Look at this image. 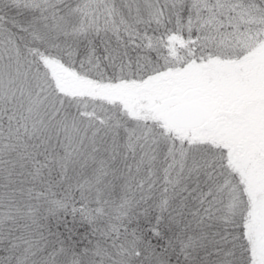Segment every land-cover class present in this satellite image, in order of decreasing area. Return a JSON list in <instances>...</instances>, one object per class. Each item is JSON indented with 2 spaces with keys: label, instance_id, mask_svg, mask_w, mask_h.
Wrapping results in <instances>:
<instances>
[{
  "label": "snow or ice",
  "instance_id": "1",
  "mask_svg": "<svg viewBox=\"0 0 264 264\" xmlns=\"http://www.w3.org/2000/svg\"><path fill=\"white\" fill-rule=\"evenodd\" d=\"M0 264H264V0H0Z\"/></svg>",
  "mask_w": 264,
  "mask_h": 264
}]
</instances>
